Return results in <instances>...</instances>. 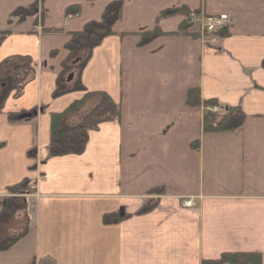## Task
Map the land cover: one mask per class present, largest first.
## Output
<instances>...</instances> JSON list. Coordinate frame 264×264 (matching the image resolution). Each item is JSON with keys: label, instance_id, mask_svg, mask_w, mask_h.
Returning a JSON list of instances; mask_svg holds the SVG:
<instances>
[{"label": "crops", "instance_id": "0c3cea01", "mask_svg": "<svg viewBox=\"0 0 264 264\" xmlns=\"http://www.w3.org/2000/svg\"><path fill=\"white\" fill-rule=\"evenodd\" d=\"M36 1L0 0V33H10L0 63L30 56L35 66L0 114V264H203L225 253L264 264V0H121L116 35L80 76L86 91L58 98L69 34L118 0H43L37 16H13ZM182 7L231 24L211 43L195 27L197 37L176 34L181 14L158 21ZM155 28L167 35L141 44ZM193 89L239 107L242 126L205 134L204 110L220 108L189 107ZM92 92L107 93L121 121L91 131L82 154L49 158L51 114ZM24 180L35 192L15 199L9 189ZM8 199L15 211L1 215Z\"/></svg>", "mask_w": 264, "mask_h": 264}, {"label": "trees", "instance_id": "16d2710c", "mask_svg": "<svg viewBox=\"0 0 264 264\" xmlns=\"http://www.w3.org/2000/svg\"><path fill=\"white\" fill-rule=\"evenodd\" d=\"M43 0H41L42 4ZM38 1L29 8H18L13 13L14 17L24 19L28 16L38 15ZM72 10V9H69ZM181 14L184 22L176 34L197 37L191 32L193 27L190 15L192 11L185 7L166 10L160 14L158 21L165 17ZM72 15V14H71ZM122 19V1L109 3L100 21L88 23L82 31L70 33V40L65 49L68 57L62 63V71L57 80L54 98H58L70 92H85L80 81V76L90 60L93 51L108 37L116 35L115 26ZM222 30L218 35L225 36ZM9 32L0 33V42L8 36ZM163 33L159 28L151 32L140 34L141 44L159 38ZM54 52L53 54H55ZM73 74L74 79L69 82L66 74ZM70 74V75H71ZM35 78V66L30 56L10 57L0 63V114L10 97H20L25 86ZM186 103L191 108L205 109L219 106V113L204 110L203 131L205 134L219 133L237 129L242 126L244 115L239 107H221L217 101H201L199 89L190 90ZM11 120H16V114H9ZM120 106L105 92L86 93L85 96L71 104L61 113L51 114V139L49 145V158L61 157L72 154H82L91 131L99 129L103 123L120 122ZM35 192V184L30 180H24L11 187L9 193L16 195L15 199H24ZM14 199V200H15ZM7 200L3 206L2 214H11L15 211V205ZM10 202V203H9ZM152 209V208H151ZM114 218L106 216L105 224L114 222ZM203 264H262V256L259 253H225L217 261L204 262Z\"/></svg>", "mask_w": 264, "mask_h": 264}, {"label": "built area", "instance_id": "2783aa9c", "mask_svg": "<svg viewBox=\"0 0 264 264\" xmlns=\"http://www.w3.org/2000/svg\"><path fill=\"white\" fill-rule=\"evenodd\" d=\"M192 20L199 25V28L202 34H215L220 29L228 26L230 23V17L228 15L221 16H203V15H195L191 16ZM215 42V39L213 40ZM186 207H193L195 205V201L193 198L184 202Z\"/></svg>", "mask_w": 264, "mask_h": 264}, {"label": "water", "instance_id": "95a60500", "mask_svg": "<svg viewBox=\"0 0 264 264\" xmlns=\"http://www.w3.org/2000/svg\"><path fill=\"white\" fill-rule=\"evenodd\" d=\"M73 80V75H70V77L68 78V81H72ZM34 115V112H30L27 114H23L22 116H20V119H30L32 116ZM121 215H123V210H121Z\"/></svg>", "mask_w": 264, "mask_h": 264}, {"label": "rangeland", "instance_id": "374dc122", "mask_svg": "<svg viewBox=\"0 0 264 264\" xmlns=\"http://www.w3.org/2000/svg\"><path fill=\"white\" fill-rule=\"evenodd\" d=\"M70 74H71V73H69V74H66V78H67V79L69 78Z\"/></svg>", "mask_w": 264, "mask_h": 264}]
</instances>
